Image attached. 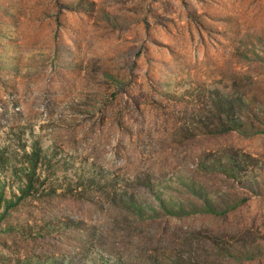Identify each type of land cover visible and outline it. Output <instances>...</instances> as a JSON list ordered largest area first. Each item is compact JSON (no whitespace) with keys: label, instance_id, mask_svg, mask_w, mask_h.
Listing matches in <instances>:
<instances>
[{"label":"rangeland","instance_id":"obj_1","mask_svg":"<svg viewBox=\"0 0 264 264\" xmlns=\"http://www.w3.org/2000/svg\"><path fill=\"white\" fill-rule=\"evenodd\" d=\"M0 155V264H264V0H0Z\"/></svg>","mask_w":264,"mask_h":264},{"label":"trees","instance_id":"obj_2","mask_svg":"<svg viewBox=\"0 0 264 264\" xmlns=\"http://www.w3.org/2000/svg\"><path fill=\"white\" fill-rule=\"evenodd\" d=\"M217 101H218V103H217L218 107H222L224 114H226V109H229V111H227V114H226L228 119H229V122L227 121V124L228 125H232L233 127H236L235 129H232V130H236V131H239V132L244 130L243 126H238L239 124L234 119V117L231 116L232 114L231 115L229 114L230 111H232L231 108H230L229 102L226 101V100H223L222 98L220 100H217ZM220 115H222V114H220ZM36 156H38V153H37ZM225 161L226 162L223 163L222 160H220V167L223 169L224 172L230 173V175H234V174H231V173H234V169H232L231 167L228 168L227 164L228 163H235V162L232 161L229 156L226 157ZM28 163H29V166H31V167H29L30 168L29 170L34 172L35 171V166H36L35 165L36 164V160L34 158H32V157H29ZM0 164H2V165L4 164V157L2 155H0ZM32 181H33V177L30 176V178L27 180V184H28L27 188H30V186H32ZM199 200L201 201L200 211L208 212V213H218L217 206L210 199H208L207 197L200 196ZM8 201L9 200H7L5 198L3 193L0 192V206L2 205V203H8ZM160 206L162 207V209L166 210L171 215H183V214L187 213L185 208L182 205H180V204H176L175 206L171 205V207H168L166 204H161L160 203ZM52 264H57V263L55 262V263H52Z\"/></svg>","mask_w":264,"mask_h":264}]
</instances>
